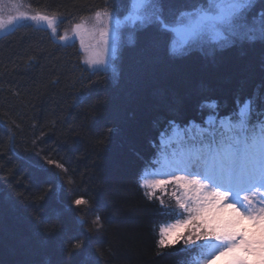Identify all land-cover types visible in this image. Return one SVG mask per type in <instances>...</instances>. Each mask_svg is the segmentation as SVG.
<instances>
[{
  "label": "trees",
  "instance_id": "16d2710c",
  "mask_svg": "<svg viewBox=\"0 0 264 264\" xmlns=\"http://www.w3.org/2000/svg\"><path fill=\"white\" fill-rule=\"evenodd\" d=\"M25 2L66 21L57 37L23 24L0 38V264H194L196 248L159 247L160 227L178 213L145 195L142 175L158 168L160 133L173 124L234 119L247 99L250 123L262 120L264 41L175 55L169 34L142 26L121 47L112 78L85 69L78 44L60 37L105 8L126 15L129 0ZM195 2L158 7L171 19ZM261 11L256 0L249 22ZM210 100L217 106L205 116Z\"/></svg>",
  "mask_w": 264,
  "mask_h": 264
},
{
  "label": "snow or ice",
  "instance_id": "6c2138e0",
  "mask_svg": "<svg viewBox=\"0 0 264 264\" xmlns=\"http://www.w3.org/2000/svg\"><path fill=\"white\" fill-rule=\"evenodd\" d=\"M255 2L196 0L179 15L167 19L158 7L160 0H129L123 21L113 13L98 11L91 30L84 21L75 25V31L99 35L98 49L89 51L85 47L84 51L86 63L94 71L102 72L109 67L113 45L125 22L133 26H158L169 34L171 52L175 55L206 43L223 46L236 39L264 41V11L254 15L251 22L248 19ZM22 20L43 22L53 34L57 31L55 16L20 13L5 19L0 0V30ZM60 39L68 41L69 37L64 34ZM81 46L84 47L83 35ZM208 106L214 107V102ZM251 113L252 100L247 99L238 102V110L233 114L235 122L232 117L222 120L219 131L190 134V129L173 128L172 138L178 137L176 148L170 155L162 148L161 159L153 161L162 164L163 170L156 174L169 179L142 177L141 183L150 199L166 183L179 186L180 194L172 195L182 212L174 223L160 227L161 249L174 244L177 234L191 225L189 235L183 237L184 244L199 249L204 257L202 264H210L217 256L226 258L225 264H264V120L250 123ZM166 134L167 131L160 133L162 138ZM163 142L165 146L170 143ZM178 172L185 174L176 175ZM86 203L83 199L75 200L76 205ZM160 203L163 205L164 201L161 199ZM183 214L187 215L179 218Z\"/></svg>",
  "mask_w": 264,
  "mask_h": 264
},
{
  "label": "rangeland",
  "instance_id": "374dc122",
  "mask_svg": "<svg viewBox=\"0 0 264 264\" xmlns=\"http://www.w3.org/2000/svg\"><path fill=\"white\" fill-rule=\"evenodd\" d=\"M2 7H3V15H4L5 19H7L9 16H18L20 13H26L29 16L35 15L36 13H40L42 15H48V14H44L43 12L41 13V12H37V11L31 9L22 0H2ZM100 11H107V12L113 13L111 10L106 9V8L104 10H100ZM95 14L96 13H94L93 15L83 19L80 23L87 21V27L91 30L92 26L96 23ZM114 15L123 21L124 17L127 15V13L124 16H118L116 14H114ZM48 16L51 17L52 15H48ZM53 16H55V15H53ZM55 18H56L55 27L57 29L55 34H53L51 28H49L43 22L38 23L36 21H31V20H22L19 22H14L13 24H9L4 29L0 30V38L9 34L16 27L23 25V24H30L37 29L47 30L51 35L57 37L58 35H60V32L58 31L59 18L57 16H55ZM140 27H142V26H140V25L133 26L132 24L127 23V22L122 24L119 37H118L117 41L115 42V44L113 45V51L111 52L110 58H109V67L106 71H113V69H116L115 62H116V58L118 56V53H119L121 47L123 45L131 44L135 31ZM64 34H67L69 39H68V41H63L60 39V42H62L64 44L77 43L82 54H83L82 55L83 56V64L85 65V67L87 69H92L86 63V53L84 51V48L87 47L89 49V51L97 50L98 49V41L100 39L99 35L95 32H92V31L82 32L81 34H77V32L75 31V26L73 28H71V30L69 32L63 33V35ZM81 35H83L84 47L81 46ZM210 44H213V43H206L203 46H194L192 48L196 47L199 49H206ZM223 120H227V119H223ZM221 121L222 120L215 121V119H212V118L208 119L205 122V125H203V126H193L190 130V132H191L190 134H197L201 130H207L208 132L214 131V130L219 131V130H221V127H222ZM233 122H235V120H233ZM174 128H176L177 131H180V129L178 127H174ZM205 134H207V132ZM172 135H173V128L171 130V133L168 135V137H166L165 139H163L161 141L163 149L166 147L163 141L169 140L172 137ZM177 139H178V137L173 138V141H176ZM172 142H170V143H172ZM171 147H172V149L164 150L169 155L171 154L173 149L176 148V144L171 146ZM162 170H163L162 164L159 163V167L157 168V170L150 173V174L145 175L143 179H147V180L160 179V180L167 181L169 179V177L156 174ZM184 174L185 173H180V172L176 173V175H184ZM173 192H176L177 195H179L180 194L179 186L174 184V183H166L163 187V190L156 189L155 195L156 194L161 195V199L164 201V204L171 205L172 207H174L177 210V213H181L182 210H180L177 207L175 197L172 195ZM237 207H239V205H237ZM186 215L187 214H183V215L179 216V218L183 219ZM174 222H171V223H174ZM168 225L169 224L165 225L164 227H167ZM190 229H191V225H189L188 227H185L181 233H178L177 238H176V242L172 245L180 243L185 248H196L194 245L193 246H185V244H184L183 237H186L187 235H189ZM203 259H204L203 256L198 257L195 260L194 264H202ZM225 259L226 258H224V257L217 256L215 259H212L210 261V264H225Z\"/></svg>",
  "mask_w": 264,
  "mask_h": 264
},
{
  "label": "bare ground",
  "instance_id": "6f19581e",
  "mask_svg": "<svg viewBox=\"0 0 264 264\" xmlns=\"http://www.w3.org/2000/svg\"><path fill=\"white\" fill-rule=\"evenodd\" d=\"M27 6H28V4L25 2V0H22ZM29 7V6H28ZM44 14H48V15H55V16H57L58 18H59V23L62 21V22H65L66 21V19L63 17V16H61V15H59V14H50V13H45L44 12ZM82 20H80L78 23H76V24H73L71 27L73 28L75 25H77V24H79L80 22H81ZM43 30V29H42ZM47 31V30H46ZM12 32V31H11ZM135 41H136V35H135V33H134V37H133V40H132V42H131V44H134L135 43ZM231 43H233V42H231ZM217 46H220V45H217ZM81 51V50H80ZM81 54H82V52H81ZM83 55V54H82ZM82 58H83V56H82ZM83 67L85 68V69H87L86 67H85V65H83ZM89 72H91V73H96L97 71H94L93 69H87ZM102 72H105V73H109V74H111L112 76V78L114 77V78H116V76H117V70L116 69H113V71H102ZM74 74H77L79 77H82L83 76V74L82 73H80V72H74ZM90 77H92V75H89ZM108 79H111L110 77H108ZM87 95H88V93H86ZM77 96H78V92H76V93H74V96H73V101L74 100H76V98H77ZM209 102H214V107H209L208 105H209ZM201 105H202V103H201ZM200 105V106H201ZM203 106H204V108H206L205 109V111L203 112V115H205L206 116V112H207V110H209V108H212V109H215L216 108V106H217V103H216V101H213V100H210V101H206V102H203ZM236 107H234V111L232 112V113H235L236 112V109H235ZM229 117H231L230 115H226V116H223V115H219V117H216V116H214V115H207L206 117H205V119H204V123L208 120V119H215V121H220V120H223V119H228ZM197 125H199L198 123H196V122H189V124L187 125V123H184V124H181L180 126L178 125V124H173V128L174 127H176V126H178V128L180 129V130H184V129H190L191 130V128L193 127V126H197ZM171 133V132H170ZM169 133V134H170ZM191 133V132H190ZM169 134H167L164 138H160V140H159V145H160V149H162L163 148V146H162V143H161V141L163 140V139H165L166 137H168V135ZM169 141L170 142H172L173 141V138L171 137L170 139H169ZM176 144V141H173L172 143H170L168 146H166L165 148H164V150H169V149H172V147L171 146H173V145H175ZM161 159V156H160V154H158V153H156L154 156H153V158H152V160L154 161V160H160ZM147 174H149L148 172H144V174L142 175V177L144 178V176L145 175H147ZM141 181H142V179H141ZM147 190V189H146ZM169 224V223H168ZM165 225H167V224H165ZM165 225H163V226H165Z\"/></svg>",
  "mask_w": 264,
  "mask_h": 264
}]
</instances>
